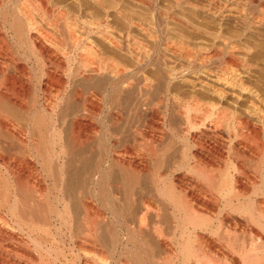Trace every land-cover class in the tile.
Instances as JSON below:
<instances>
[{"label":"bare ground","instance_id":"obj_1","mask_svg":"<svg viewBox=\"0 0 264 264\" xmlns=\"http://www.w3.org/2000/svg\"><path fill=\"white\" fill-rule=\"evenodd\" d=\"M155 1L0 0V264H264V50Z\"/></svg>","mask_w":264,"mask_h":264},{"label":"rangeland","instance_id":"obj_2","mask_svg":"<svg viewBox=\"0 0 264 264\" xmlns=\"http://www.w3.org/2000/svg\"><path fill=\"white\" fill-rule=\"evenodd\" d=\"M149 1L151 2V6L148 8L150 10L151 7H153L155 5L154 3L156 1L155 0L154 1L153 0L152 1L149 0ZM174 1L173 0H168V1L167 0L166 1L165 0L164 1L163 0H158V4H159V6L161 5L160 7L162 9H163V7H162L163 5L162 4H164V8L166 9V11H171L173 13L176 12L175 15H178L180 17V21H178V23H182L181 26H180V24H178L177 22L169 20L173 24L169 23V25H170L169 26L168 23H167L166 24V28L164 30L165 32L166 31L168 32L167 28H169V31L171 33H175V31H176V34L179 33L178 35H180L181 32H183L186 29V31L183 32V35L187 34V33L188 34L194 33V35H199L200 34L199 35L200 38H204V40L201 39L203 41V44H205L206 42L209 44V42L206 41L207 40L206 37L210 36V34H212V33H213L212 35L220 33L221 35H223L225 37L226 36L230 37V35L232 33V34H236V35L240 36V38H239L240 45H241V43L244 46L248 45L247 47L241 46L243 48V52L242 53H247V54L250 53V56H252V55H254V53H252V52L257 50V51H255V55H254V56H257V54L259 52L264 50V47H262L264 45H262V42L260 40H258V38H260V37H262V35H264V0H174ZM172 4L175 5V6H173V8L171 7ZM168 6H169L170 10L167 9ZM140 9H141L140 7H138V8L136 7L135 11H140L142 13L150 15V13L148 12L149 11L148 9L147 10L144 9L145 11L143 9H141V10ZM146 12H148L149 14L146 13ZM201 13H203V14H201ZM242 14L244 16H242ZM178 16H176L177 20H179ZM189 16H192V17L190 18ZM196 17H197V19H196ZM194 19L196 20L195 22H194ZM181 21H183V22H181ZM189 21H190V23H189ZM92 22H93V20L87 19V21L85 23V30L88 31V34H89L90 37L95 36L94 35L95 33L92 31V28H93L92 24L94 25V23L99 22V21L97 20V21H95L93 23ZM174 23H177V24L174 25ZM186 23H187V25H186ZM86 24H88V25H86ZM164 27H165V25H164ZM164 27L162 29H164ZM188 29H189L190 33L187 32ZM190 29L193 32H191ZM193 29H195V30H193ZM253 31H254V33H253ZM240 32H242V33L240 34ZM201 34H203V35L201 36ZM251 35L253 36L255 41H254L253 38H251ZM180 36H182V35H180ZM244 38H246V39H244ZM198 41L200 43H202V41H200V39ZM254 42H255L256 45L254 44ZM207 43L205 45H208ZM218 43H220V42H217L216 44L218 45ZM219 45H221V43ZM259 45H262L261 46L263 48L262 50H261V47H259ZM256 46L258 47V49H257ZM216 47L218 48V46H216ZM219 47L220 48H218V50L219 51L222 50L221 51L222 54L217 49H216V51H217L216 53L221 54L224 57L229 54L228 50L225 49V47H222V46H219ZM221 48H223V49H221ZM260 56H261V54L260 55L258 54V56H257L258 58L256 57L258 59V62H261V61H259V59L262 58ZM216 59H217V57H214V58L210 59V64L212 66H215V64L217 65L218 59L217 60ZM260 60H262V59H260ZM182 62L183 61H181V63ZM181 63L179 62V64H181ZM245 80L250 82L254 87L255 86L257 87L258 85H261L262 87L264 86V84L262 82L258 83L256 79H250V81H249L248 78L247 79L245 78ZM250 83H248V84H250ZM229 84H230V87L232 85V87H231L232 91L235 90L234 91L235 93L239 92L238 91L239 90V88H238L239 87V82L237 81V79L231 78ZM258 88H259V86L257 88H255V89L259 90ZM258 93H259V95H262L261 96L262 98H264V91L261 90V88L258 91ZM244 94H246L245 97H244ZM243 97L244 98L241 99L242 101L240 100V104L241 103H244V104H242L240 106L241 107L243 105L244 106L242 107L243 110L239 109V111H240L239 114H242L243 112H245L243 114H264V103H262L258 97H254V94H252V93L250 94V92L248 93V91L243 92ZM182 140L183 139H180L178 141V143H177V148H178L180 153L182 152L183 143H184V140H183V142H182ZM186 141L187 140L185 139V142ZM49 242L51 243L50 245L52 246L53 249L59 251L60 253L62 252L65 255L66 259L61 255V260L63 262H66L67 264H76V262H77L76 259H75V252L76 251L73 249V246L71 244H69L68 242H62L61 239H59L58 237L57 238L55 237V239L51 238ZM81 253H82V256H84V253L82 251H81Z\"/></svg>","mask_w":264,"mask_h":264}]
</instances>
